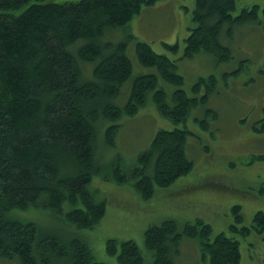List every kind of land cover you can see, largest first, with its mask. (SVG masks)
I'll use <instances>...</instances> for the list:
<instances>
[{
    "label": "trees",
    "instance_id": "16d2710c",
    "mask_svg": "<svg viewBox=\"0 0 264 264\" xmlns=\"http://www.w3.org/2000/svg\"><path fill=\"white\" fill-rule=\"evenodd\" d=\"M158 1L0 0V264H110L97 260L91 245L75 232L19 219L14 211L41 206L62 214V222L76 229L94 228L107 211V199L92 183L94 175L131 183L150 199L157 188L171 186L194 168L187 153L194 132L179 124L206 107L219 80L214 74L202 76L189 95L178 61L203 52L231 62L235 51L222 37L233 40L237 26L258 22L264 5L246 6L234 16L237 0H196L195 26L179 59L158 53L131 33L120 41L108 38ZM130 39L136 40L139 63L155 72L134 74ZM150 98L175 127L159 129L130 167L102 162L100 140L105 147L114 145L122 120L137 115ZM210 117L219 116L207 106L205 117L195 120L210 130ZM256 126L264 131V114ZM233 212L242 223L239 204ZM253 221L255 230L264 232V211H257ZM231 229L254 230L251 225ZM212 233L211 224L201 218L183 225L167 218L145 231L151 263L133 239L109 238L106 250L119 264H176L183 238L191 237L199 240L209 264H240L237 236L220 232L212 238Z\"/></svg>",
    "mask_w": 264,
    "mask_h": 264
},
{
    "label": "rangeland",
    "instance_id": "374dc122",
    "mask_svg": "<svg viewBox=\"0 0 264 264\" xmlns=\"http://www.w3.org/2000/svg\"><path fill=\"white\" fill-rule=\"evenodd\" d=\"M195 2L160 0L146 5L126 27L109 32L108 38L120 41L131 33L138 40L150 43L158 53L179 59L184 54L186 38L195 26ZM253 4L262 6L264 0H237L233 15ZM222 40L235 51L231 62H218L213 54L203 52L178 61V71L185 77L184 88L189 95H194L192 86L200 77L214 74L219 80L217 92L206 105L219 116L217 119L210 117L211 129L205 130L195 120V117H205L206 107L195 109L186 122L179 124L194 132L187 149L194 162L189 174L171 186L157 188L150 199H143L131 183L120 184L100 174L94 175L93 185L99 189V196L107 199L106 214L94 228L76 229L65 220L62 222L59 218L62 214L41 206L16 210V217L36 221L43 227L60 225L62 230L73 231L91 245L97 260L110 264H119V261L106 250L109 238L133 239L145 260L151 263L153 254L145 244V231L150 225L167 218L177 219L180 225L201 218L211 224L212 238L220 232L237 236L242 253L240 264H264V232L255 230L253 221L257 211H264V193H261L264 188V157H261L264 155V131L254 127L264 114V14L256 23L237 26L233 40L225 35ZM135 42L130 39L128 46L134 74L155 72V68L139 63ZM166 44H177V51ZM161 81L162 85L167 84ZM168 87L175 88L172 84ZM127 89L126 86L124 95ZM122 121L114 145L105 147L104 139L99 143L98 154L109 166L116 161L124 167L132 166L159 129L175 127L160 114L153 98L137 115L127 116ZM236 204L241 206L244 217L240 224L233 212ZM233 225L239 228L251 225L254 230L251 234L235 233L231 229ZM3 264L18 263L7 261ZM176 264H209L202 256L197 238H183Z\"/></svg>",
    "mask_w": 264,
    "mask_h": 264
}]
</instances>
